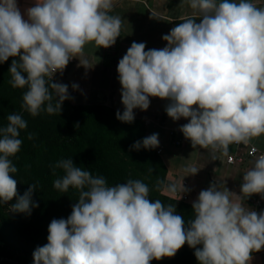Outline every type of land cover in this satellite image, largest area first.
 <instances>
[{"label": "clouds", "instance_id": "1", "mask_svg": "<svg viewBox=\"0 0 264 264\" xmlns=\"http://www.w3.org/2000/svg\"><path fill=\"white\" fill-rule=\"evenodd\" d=\"M188 4L194 15L162 36L165 47L145 50V43L133 42L119 60L124 110L116 118L130 124L133 110L146 111L150 97L166 99L173 121L188 120L180 131L192 147L210 150L217 160V153L228 155L230 145H249L264 135V7L253 0ZM112 9L113 0H35L22 14L17 0H0V63L18 57L9 68V83L26 89L24 111L33 117L61 113L71 97L68 85L53 78L82 57L86 45L115 44L123 20L110 15ZM79 61L88 67L87 60ZM27 126L13 113L0 127V205L17 196L10 174L18 169L11 158L20 152V133ZM158 146L156 133L132 145L135 150ZM55 169L64 174L53 187L63 193L75 189L78 199L66 219L50 222L47 243L33 252L34 264H150L174 257L185 244L195 249L199 264H251L252 253L264 250V211L245 207L216 183L200 191L192 203L194 218L186 222L175 204L150 200L149 186L141 180L109 186L72 158L57 161ZM198 171L190 169L191 175ZM36 188L31 184L10 210L30 215L39 206L32 200ZM166 190L176 192L177 186ZM181 191H187L183 183ZM240 192L264 197V154L243 174Z\"/></svg>", "mask_w": 264, "mask_h": 264}, {"label": "trees", "instance_id": "2", "mask_svg": "<svg viewBox=\"0 0 264 264\" xmlns=\"http://www.w3.org/2000/svg\"><path fill=\"white\" fill-rule=\"evenodd\" d=\"M13 59L18 57H9L0 63V127L6 126L9 114L15 113L22 115L27 127L32 128L21 130V150L11 158L18 169L17 173L10 174L13 179L29 177L44 182L49 176L59 178L63 176V170L55 169L54 173L53 165L61 159L72 158L76 166L92 174L95 169L102 170L108 185L126 183L129 179L141 180L149 186L150 200L159 199L165 205L175 204L176 213L186 222L194 218L191 204L164 193L167 169L156 150L143 147L135 150L132 147L136 141L148 136L143 120L134 119L130 124L124 123L116 118L115 109L102 105H77L70 99L63 102L60 114L50 115L42 111L33 117L21 108L26 89H14L9 83V68ZM29 133L33 135L31 140L27 138ZM123 157H126V161ZM129 157L136 158L135 169L128 165ZM137 169H141L142 172H139L147 174V177L140 179ZM158 182H163L159 189ZM16 202L17 196L7 204L0 205V259H6L4 264H27L30 261L26 250L6 245L7 238L3 236L9 225L22 222L20 212L10 211V206ZM60 213V209L48 210V223L53 219L67 218ZM194 252L195 249L185 244L174 257L154 259L150 264H199Z\"/></svg>", "mask_w": 264, "mask_h": 264}, {"label": "crops", "instance_id": "3", "mask_svg": "<svg viewBox=\"0 0 264 264\" xmlns=\"http://www.w3.org/2000/svg\"><path fill=\"white\" fill-rule=\"evenodd\" d=\"M253 2L264 7V0ZM17 3L24 14L27 8L34 6L35 0H17ZM109 14L118 15L123 20L115 48H98L94 43L86 45L83 56L75 58L74 64L67 66L62 74L57 72L53 80L68 85L70 100L74 104L102 105L122 113L124 106L121 103V85L117 72L119 60L133 42L145 43V50L162 49L167 45L162 36L168 34L177 23L192 17L194 12L188 0H113V9ZM79 59L87 60L88 67L82 66ZM73 84H77L78 89L74 90ZM149 99L150 106L146 111H133L135 119L145 122L148 136L158 134L159 143L164 147L160 155L167 169L164 193L173 198L174 192L167 191V186L175 184L182 189L183 183L187 191L181 192L188 196L186 203L192 205L200 191L216 183L221 190L226 187L234 193V200L239 197L244 206L252 210L250 197L243 196L240 188L243 174L253 167L255 159L245 155V161L230 164L228 159L236 152L235 144L229 146L227 156L217 153V160H212L210 150L199 147L194 149L190 140L182 146L175 145L174 142L182 136L180 127L188 123V120L181 118L173 121L165 111L168 100ZM251 145L264 151V135L254 139ZM242 151L246 154L244 149ZM192 168L199 171L191 175ZM251 264H264V250L252 253Z\"/></svg>", "mask_w": 264, "mask_h": 264}, {"label": "rangeland", "instance_id": "4", "mask_svg": "<svg viewBox=\"0 0 264 264\" xmlns=\"http://www.w3.org/2000/svg\"><path fill=\"white\" fill-rule=\"evenodd\" d=\"M124 159L126 161V157ZM127 161L131 169L136 168V158L129 157ZM137 171L140 179L147 177V174L140 173L142 172L141 169H137ZM92 175H99L105 178L102 170L99 169H95ZM55 179H57L55 176L47 177L44 182H38L29 177L16 179L17 199L29 189L31 184H37V188L32 194V200L39 206L33 208L30 215L27 213H21L22 222L17 221L14 224L9 225L3 232V236L7 238V242H5L6 245L11 246L12 248H23L26 250L25 254L30 258V261L27 264H34L33 252L38 247L47 243L49 217L46 216V214L48 210L60 209V214L68 217L71 214L72 206L78 199V193L75 189L70 188L66 193L55 189L53 187V181ZM5 261L6 259H0V264H4ZM11 263H13V261H11Z\"/></svg>", "mask_w": 264, "mask_h": 264}, {"label": "built area", "instance_id": "5", "mask_svg": "<svg viewBox=\"0 0 264 264\" xmlns=\"http://www.w3.org/2000/svg\"><path fill=\"white\" fill-rule=\"evenodd\" d=\"M110 49H114L115 48V44L111 47H109ZM108 48V49H109ZM75 62V58H73L67 66L71 65V64H74ZM66 66V67H67ZM188 139H186L183 134L181 136V138H178L174 144L177 145V146H182L185 141H187ZM236 146V152L234 154H231L229 156V163L230 164H234L236 162H243L245 161L247 158L245 157V155H247L248 158L250 159H256L259 155L261 154H264V151L260 150L258 147L254 146V145H244V144H235ZM253 147H255L257 149L256 152H253L252 149ZM156 150V152L159 154V155H162L163 154V150H164V147L162 144L159 143V146L154 148ZM245 150L246 154H243V151L242 150ZM181 197V198H180ZM173 198L175 200H179L178 201H181V202H186L188 200V196L187 195H184L182 194L181 192V189L177 188L176 192H174V196ZM250 201L252 202L253 204V209L252 210H255L257 213L261 212L262 211V208L264 206V200L262 198V196L260 194H253L250 196Z\"/></svg>", "mask_w": 264, "mask_h": 264}]
</instances>
